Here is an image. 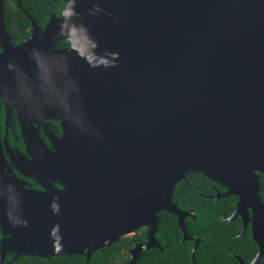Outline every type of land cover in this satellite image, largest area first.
I'll return each instance as SVG.
<instances>
[{"label":"water","instance_id":"95a60500","mask_svg":"<svg viewBox=\"0 0 264 264\" xmlns=\"http://www.w3.org/2000/svg\"><path fill=\"white\" fill-rule=\"evenodd\" d=\"M16 44L0 5V264L93 255L179 218L177 184L200 172L243 197L264 168V0H62ZM63 134L57 156L44 139ZM54 137V136H53ZM0 147V152H1ZM195 248L199 245L197 239ZM134 260L132 263L134 264ZM131 264V263H127Z\"/></svg>","mask_w":264,"mask_h":264},{"label":"flooded vegetation","instance_id":"af4514ba","mask_svg":"<svg viewBox=\"0 0 264 264\" xmlns=\"http://www.w3.org/2000/svg\"><path fill=\"white\" fill-rule=\"evenodd\" d=\"M1 4H3L7 30L11 33L13 41L16 44H20L31 32L32 20L26 13L28 9L22 4L21 0H0ZM12 13H17L16 18H18L19 14H26L30 32L23 39H18L17 30H22L24 24L20 21H15V18H11L10 14ZM46 13L48 16L43 22L31 13L30 15L39 24H44L51 13L58 12L48 10ZM2 113L3 109L0 110V124ZM14 119L16 121L14 124L15 133L5 135L0 132V147L2 149L0 153L7 158H17L20 156V152H27L28 149L32 148L31 143L24 142L23 136L19 133L17 117ZM52 122L51 127L54 129V137L48 138L44 134L42 135L43 138L39 135L33 138L39 141L34 144L40 148L42 147L41 140L44 139L49 149L57 156L59 150L55 142L62 136L63 129L59 121L53 120ZM256 173L259 180L258 190L246 192L243 197L234 193L226 195L229 192L228 187L211 180L204 174L207 179H193L195 184H197L194 189L200 198L197 199L193 207L181 206L178 202L177 204L185 211H193V215L186 216L185 224L188 233L194 238L183 242L184 230L180 226L178 216L162 210L159 212L160 220L156 232L160 245L143 249L139 253L135 250L132 251L131 248L135 242L143 243L148 239L149 228H140L136 230L135 234L129 236L128 243L131 242V245H126L119 252L116 264H133V260L135 261L134 264H264V168ZM165 213L176 216L177 227L180 230L172 231L163 226V231H160L159 224L163 220ZM189 221L193 223L192 231L188 226ZM159 233H165L164 241L159 237ZM170 233H181V243L190 241L192 245H165V243L169 242ZM209 237L212 243L201 245ZM197 239L200 242L195 248Z\"/></svg>","mask_w":264,"mask_h":264},{"label":"trees","instance_id":"16d2710c","mask_svg":"<svg viewBox=\"0 0 264 264\" xmlns=\"http://www.w3.org/2000/svg\"><path fill=\"white\" fill-rule=\"evenodd\" d=\"M22 4L28 9V11L38 17V19L43 22L48 14L46 11L59 12L64 2L54 1V0H21ZM11 18H15V21H20L24 24L23 29L17 30L18 39H23L30 32L29 24L26 19V14H19L18 18L17 13L10 14ZM206 178L201 173H191L188 176L180 181L175 189L174 201L178 202L181 206L193 207L199 197L197 191L194 189L197 184H195L193 179ZM207 179V178H206ZM169 216V217H168ZM163 217V215H162ZM163 226H166L168 230L178 231L180 230L177 227L176 216L172 214L165 213L163 220L160 222L159 227L160 231H163ZM189 229L192 231L193 223L189 221ZM159 237L164 241L165 233H159ZM130 237H121V239L114 243L111 246H105L101 250H98L92 257L90 264H116L118 254L126 247V245H131V242L128 243ZM212 243L210 237L203 241L201 245H207ZM164 244V242H163ZM169 246H187L192 245V242L181 243V233H170L169 242L165 243ZM15 264H87L86 257L80 255L74 256H57L52 257L51 259L42 258V257H22Z\"/></svg>","mask_w":264,"mask_h":264}]
</instances>
